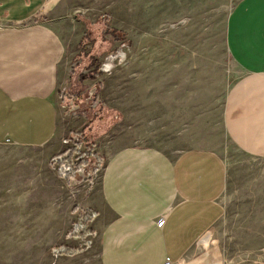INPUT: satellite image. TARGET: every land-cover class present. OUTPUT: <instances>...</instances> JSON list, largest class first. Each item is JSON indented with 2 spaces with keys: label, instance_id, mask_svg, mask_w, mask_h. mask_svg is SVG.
<instances>
[{
  "label": "rangeland",
  "instance_id": "obj_1",
  "mask_svg": "<svg viewBox=\"0 0 264 264\" xmlns=\"http://www.w3.org/2000/svg\"><path fill=\"white\" fill-rule=\"evenodd\" d=\"M61 1L58 30L70 71L69 88L59 92L66 144L51 155L41 146L0 144V177L12 178L6 186L13 191L7 200L0 196L7 201L0 205V264H100L93 221L100 167L90 169L94 159L77 166L87 145L76 138L85 129L102 160L105 150L127 144L220 152L227 167L224 212L197 244L216 248L221 264H264V157L236 148L222 121L226 93L241 74L226 43L238 0ZM102 14L120 36L83 42L88 24ZM67 92L80 96L79 108L69 109ZM73 112L86 122L64 130ZM80 170L90 176L81 180Z\"/></svg>",
  "mask_w": 264,
  "mask_h": 264
},
{
  "label": "crops",
  "instance_id": "obj_2",
  "mask_svg": "<svg viewBox=\"0 0 264 264\" xmlns=\"http://www.w3.org/2000/svg\"><path fill=\"white\" fill-rule=\"evenodd\" d=\"M62 7L61 0H0V144L41 146L49 155L65 147L59 92L69 88L70 71L58 30ZM226 43L241 74L226 93L223 126L236 148L264 157V0L236 2ZM85 120L67 113L64 130ZM102 154L93 201L100 264H221L216 248L197 244L224 212L220 152L127 144ZM9 180L0 177L6 200Z\"/></svg>",
  "mask_w": 264,
  "mask_h": 264
},
{
  "label": "trees",
  "instance_id": "obj_3",
  "mask_svg": "<svg viewBox=\"0 0 264 264\" xmlns=\"http://www.w3.org/2000/svg\"><path fill=\"white\" fill-rule=\"evenodd\" d=\"M107 20H108V16L106 14H102L99 18L96 24L93 23H89L88 24V31L87 33H85V35L83 36V42L85 40L88 39V37L91 38H97V36L99 35H103L105 33H111L113 34V36L115 37H119V31L116 29L111 28L108 24H107ZM98 27V29H97ZM96 41V39H95ZM124 45V44H121ZM99 73V71H94L91 74H89V76L91 78L96 77V75ZM93 91H89L88 95H92ZM66 97V105L69 106V109H77L79 108V103L81 101V98L79 95H77L76 93L73 92H67L64 95ZM88 133V130L85 129L83 131H81L79 133V137L76 138V142L77 144L79 142H85V144L87 145V147L85 148L83 152V154H78L79 155V162L77 163L78 167H82L85 166L87 164V161H90L89 159H94L95 163L92 165V167L90 169H92L93 171L98 169L101 166L102 163V158L95 152L93 151V146H92V142H91V138L92 135L90 134V131ZM70 150V149H69ZM71 152V151H70ZM63 154V153H62ZM61 155V154H59ZM68 156V155H67Z\"/></svg>",
  "mask_w": 264,
  "mask_h": 264
},
{
  "label": "water",
  "instance_id": "obj_4",
  "mask_svg": "<svg viewBox=\"0 0 264 264\" xmlns=\"http://www.w3.org/2000/svg\"><path fill=\"white\" fill-rule=\"evenodd\" d=\"M110 65V63H106V64H104V70H107V68H108V66ZM69 154V151H66V153L64 154V155H62V156H59L58 158L59 159H61L62 157H66L67 155ZM79 174H81V176H82V179L81 180H84V179H87L89 176H90V174L89 173H87V174H83V170H80L79 171ZM78 182V180H73V181H71L70 182V185H74V184H76Z\"/></svg>",
  "mask_w": 264,
  "mask_h": 264
}]
</instances>
